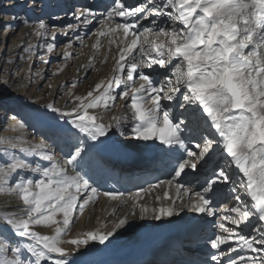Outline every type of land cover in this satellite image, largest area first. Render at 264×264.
<instances>
[{
	"label": "snow or ice",
	"instance_id": "obj_1",
	"mask_svg": "<svg viewBox=\"0 0 264 264\" xmlns=\"http://www.w3.org/2000/svg\"><path fill=\"white\" fill-rule=\"evenodd\" d=\"M101 15L100 27L93 33L97 42L91 47L99 48L101 38L117 46L111 77L96 83L86 95L72 96L74 106L69 110L45 104L48 112L37 110L34 116L47 122L45 139L29 147L11 144L22 156L8 148L0 156V193L15 194L22 202L15 211H0V264H75L68 259L72 252L63 245H71L73 250L89 242L103 245L128 223L129 215H137L135 209L142 220L179 216L185 210L208 216L221 212L217 231L207 240L214 250L208 254L211 264H264V0H138L134 6L126 0H110ZM72 19L87 29L97 14L86 7L73 12ZM144 21H150V26ZM61 33L65 37L73 34L84 43L72 23L59 30L53 28L50 34L45 20L39 19L34 26L35 37L47 36L44 64L54 53ZM38 47L29 43L23 52L34 54ZM72 47L69 40L63 61L72 58ZM153 66L163 70L162 76L145 72ZM62 70L57 68L53 75ZM122 84L124 90L117 93ZM75 86L74 81L69 87ZM181 93L183 103L179 107L183 112L164 103H174ZM117 95L121 100L130 95L131 136L146 142V147L165 151L174 175L129 196L133 211L114 222L111 230L88 231L65 240L74 214H83L98 195L88 170V154L96 145L87 141L100 142L112 129H125L120 117L114 116L105 124L101 115L90 110L111 108ZM48 113L58 114L65 122L58 123L56 116ZM11 119L21 129L27 123L17 115ZM205 127L211 131L200 137L202 144H195L200 149L197 154L188 143L196 136H186L185 130L204 132ZM59 144L63 145L59 148L63 156L58 160L53 145ZM216 148L229 158L228 167L238 170L235 179L228 170L219 168L199 184L198 190L180 183L178 178L186 169L197 171L198 163ZM28 172L39 174V178H28ZM229 183L235 206L213 207L220 195L219 186ZM164 184L174 187V196L165 189L163 197L155 196L159 206L139 202L144 199L142 193ZM241 193L250 199H242ZM103 195L112 201L123 196L112 191ZM253 218L257 225L252 234H242L241 226ZM38 225H54L53 234L42 235L35 230ZM199 264H209V260Z\"/></svg>",
	"mask_w": 264,
	"mask_h": 264
},
{
	"label": "bare ground",
	"instance_id": "obj_2",
	"mask_svg": "<svg viewBox=\"0 0 264 264\" xmlns=\"http://www.w3.org/2000/svg\"><path fill=\"white\" fill-rule=\"evenodd\" d=\"M134 1H136L135 4ZM126 3L134 6L138 3V0H126ZM109 5L110 0H0V141L8 142L0 143V156L5 155V148L22 156L23 154L18 152V148H12L11 144H22V146L29 147L45 139L44 133L47 131V122L37 121L34 116L37 110L40 113L48 112L44 105L52 103V97L56 95L58 90L64 91V93L62 98L57 100V104H60V108L69 110L74 106L72 96L86 95L96 83L111 77L115 66L113 57L118 52L117 46L115 44L109 45L107 38H101L99 48L93 49L91 47L92 44L97 42L93 33L99 29L100 22L103 20L101 14L106 11ZM74 7L76 12L86 7L92 8L97 14V19L89 28H83L82 25H78L72 19V9ZM49 10L55 11V13L46 19L41 18ZM39 19L45 20L48 26L51 25L52 30L53 28L59 30L68 23L77 25L78 35L85 39H83L84 43L81 48L72 52L73 57L68 61H63L61 57L65 45L69 40L71 42L75 40L76 36L70 34L65 37L62 33L58 34L55 47L57 55L54 59L53 55L47 57L49 60L48 65L51 61H55L52 74L51 71H47L48 65L41 63V65L35 66L34 75H36V78H33L31 76L32 57L36 53H24L23 47H26L29 43L36 44L37 41H42L41 50L43 52L40 54L39 62L42 61L46 50L44 44L47 37L37 38L33 34V28L38 24ZM25 20H27V23L24 22ZM143 23L150 26V21H144ZM9 24L11 26L6 27ZM161 26L164 25L161 24ZM71 50H73V47ZM105 55H107L106 60ZM90 57H92L91 64H89ZM95 59L96 66L93 77L79 86ZM175 63L176 61L173 62V67ZM45 67V74H51L52 76L49 92L46 95L48 98L42 97L44 88L35 93L33 91L28 92L32 85H38L40 81L44 80ZM57 68L63 70L59 75H53ZM148 71H152L158 78L163 74V70L159 66H153L152 70L145 69V72ZM1 81H5V83H1ZM74 81L76 86L74 88L69 87ZM135 83L138 86L140 82L137 79ZM124 88L125 86L121 85L116 89V92L123 91ZM70 92L71 95H69ZM130 95L127 100H121L117 95L114 106L107 110L97 108L90 111L101 115L102 122L105 124L112 122L114 116L124 120L126 135L132 140L133 147L138 148L139 151L135 153H140V156L136 159L131 156L125 158L127 155L134 153L122 142L123 131L112 129L107 138H100V142L87 141L88 144L96 145L88 154V170L89 175L92 177L90 182L93 187H97L98 195L85 208L83 214H74L70 229L63 237L65 240L88 231L106 232L111 230L114 222L133 211L131 201L127 199L129 196L138 192L141 188L148 190L151 185L171 180L172 175H174L171 172L170 157L166 155L165 151L161 148L146 147V142L135 140L131 136L133 120L129 108ZM180 96H182V93L178 95L174 103L171 101H165L164 103L172 105L177 112H183L184 110L179 107V104L183 103ZM123 102L128 104L127 109L118 112V106ZM48 114L56 116L58 123L65 122L59 118L58 114ZM13 115H17L18 118H22L27 122L23 129L19 128L16 122L11 119ZM209 131L211 130L206 127L204 132L197 130L193 133L190 129L185 130L186 136H196V140L188 141V143L197 154L200 149L195 148V144L197 142L202 144L200 137ZM82 139L86 140L84 137ZM46 142L51 143L50 140ZM151 143V141L147 142V144ZM155 143L158 145L159 141ZM60 147H63V145H53V153L58 160L63 156V153L59 150ZM166 147L163 146V148ZM160 158L164 160L166 166L160 164L161 161H158ZM28 159L39 160L38 157H29ZM227 159L229 158L219 148H216L215 151H212L198 163L197 171L194 172L190 168L186 169V173L178 179L186 187L196 190L205 178H211L219 168L228 170L235 179L238 170L234 166L229 168L226 163ZM42 163L48 164V162ZM26 175L28 178H39L37 173L28 172ZM231 187V183L226 187L219 186L220 195L214 200L213 207L224 209L225 207L235 206V193L231 192ZM165 189H168L170 195H175L174 187L164 184L153 191L142 193L144 199L139 202L150 207L159 206L155 196L160 195L163 197ZM105 191L122 193L123 196L117 201H112L103 195ZM241 197L246 201L250 199L244 193H241ZM19 207H22V202L15 194L0 193V211H15ZM135 211L137 215H129L128 223L117 230V233L103 245L98 242H89L88 245L81 246L79 250H73V246L68 244L63 245L72 252L68 257L69 261H75V264H172L170 262L172 260L175 264H190V262L199 264V261L208 259L209 264H211L208 254L214 250L207 244V240L217 231V217L222 214L221 212H217L216 216H208L204 213L185 210L179 216L167 217L161 220L151 218L142 220L139 218V210L135 209ZM206 221L210 222L207 229V225L204 226ZM225 223L227 225V222ZM256 225L257 221L253 218L251 223L242 225L240 231L242 234L250 236ZM54 228V225L35 226V230L42 235L53 234ZM194 244L197 247L204 245L202 254L197 253L196 249L192 248Z\"/></svg>",
	"mask_w": 264,
	"mask_h": 264
},
{
	"label": "rangeland",
	"instance_id": "obj_3",
	"mask_svg": "<svg viewBox=\"0 0 264 264\" xmlns=\"http://www.w3.org/2000/svg\"><path fill=\"white\" fill-rule=\"evenodd\" d=\"M53 9H55L54 7H53ZM73 12H76V9H75V7H74V9H72V13ZM55 13V11H52V10H49L48 11V13H45L41 18H44V19H46L47 17H49V16H51V15H53ZM1 17V16H0ZM1 19V18H0ZM52 30V27H51V25H49L48 26V33L50 32ZM47 37V36H46ZM82 37V36H81ZM76 38V37H75ZM83 38V37H82ZM83 39H85V38H83ZM42 42V41H41ZM40 41L38 42L37 41V45L39 46L38 47V49H37V52H39V53H37L36 52V54H34V56L32 57V63H33V65H32V70H31V76L33 77V78H36V75H34V72H35V66H38L39 64L41 65V63H43L42 61L41 62H39V59H40V54L43 52V50H41V46H42V43H41ZM72 42H74V44H73V50H71V52H74V50H78V49H80L81 48V46H82V44L79 42V40H72ZM0 44H1V40H0ZM56 52H57V50H54V53L52 54L53 55V59H54V57H56L55 55H57L56 54ZM73 54V53H72ZM74 55V54H73ZM73 55H72V57H73ZM95 61H96V59L94 60V62H93V65L90 67V69L86 72V74H85V76H84V78L82 79V81L79 83V86L83 83V82H86V81H89V80H91V78L93 77V72H94V70H95V66H96V64H95ZM54 63H55V61H51V63L48 65V68H47V71H51V74H52V69L54 68ZM47 67V66H46ZM46 67H45V69H44V80H42V81H40V83L38 84V85H32L31 86V88H29V90H28V92H36V91H39V89L41 90L42 88H44L45 90H44V92H43V94H42V97L43 98H48V97H46V95L48 94V92H49V88H50V84H51V78H52V76H51V74L49 75V74H45L46 72ZM33 81V80H32ZM1 83H5V81H1ZM122 86H125V85H123L122 84ZM63 93H64V91L63 92H61V91H57V93H56V95H54L52 98V104H55L56 106H58V107H61L60 106V104H57V100L58 99H60V98H62V95H63ZM180 98H182V96H180ZM127 106H128V104L127 103H125V102H123V103H120V105L118 106V112L119 111H126V109H127ZM121 115H122V113H121ZM122 142H124L128 147V149H130V150H132L131 152L132 153H134V154H131V155H127L125 158L127 159V158H129L130 156L131 157H136V156H140V153H135V152H138L139 150H138V148H136V147H133V143H132V140H130V138L129 137H127V135H126V129L125 130H123V132H122ZM136 146V145H135ZM134 155V156H133ZM197 247V246H196ZM134 255V254H133Z\"/></svg>",
	"mask_w": 264,
	"mask_h": 264
}]
</instances>
